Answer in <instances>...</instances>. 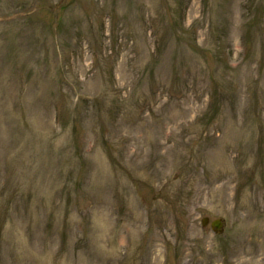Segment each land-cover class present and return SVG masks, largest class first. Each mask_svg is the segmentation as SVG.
Returning a JSON list of instances; mask_svg holds the SVG:
<instances>
[{"label": "rangeland", "instance_id": "obj_1", "mask_svg": "<svg viewBox=\"0 0 264 264\" xmlns=\"http://www.w3.org/2000/svg\"><path fill=\"white\" fill-rule=\"evenodd\" d=\"M0 264H264V0H0Z\"/></svg>", "mask_w": 264, "mask_h": 264}, {"label": "water", "instance_id": "obj_2", "mask_svg": "<svg viewBox=\"0 0 264 264\" xmlns=\"http://www.w3.org/2000/svg\"><path fill=\"white\" fill-rule=\"evenodd\" d=\"M207 221H208V219H205V220H204V223H206ZM212 225L218 229V228L221 227L222 222H221L220 219H217V220L213 221Z\"/></svg>", "mask_w": 264, "mask_h": 264}]
</instances>
